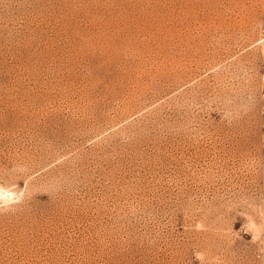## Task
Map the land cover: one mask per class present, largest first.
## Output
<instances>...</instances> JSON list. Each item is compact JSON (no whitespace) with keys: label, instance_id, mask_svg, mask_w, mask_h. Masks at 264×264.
I'll use <instances>...</instances> for the list:
<instances>
[{"label":"rangeland","instance_id":"obj_1","mask_svg":"<svg viewBox=\"0 0 264 264\" xmlns=\"http://www.w3.org/2000/svg\"><path fill=\"white\" fill-rule=\"evenodd\" d=\"M2 193L0 264H264V0H0Z\"/></svg>","mask_w":264,"mask_h":264},{"label":"bare ground","instance_id":"obj_2","mask_svg":"<svg viewBox=\"0 0 264 264\" xmlns=\"http://www.w3.org/2000/svg\"><path fill=\"white\" fill-rule=\"evenodd\" d=\"M3 195V193L2 194H0V197ZM3 198V197H2ZM6 198V197H5Z\"/></svg>","mask_w":264,"mask_h":264}]
</instances>
